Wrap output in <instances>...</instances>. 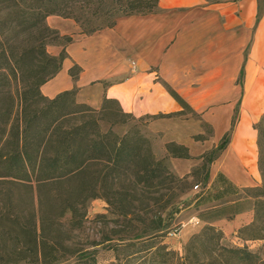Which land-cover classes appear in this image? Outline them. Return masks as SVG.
I'll return each instance as SVG.
<instances>
[{
    "label": "trees",
    "instance_id": "16d2710c",
    "mask_svg": "<svg viewBox=\"0 0 264 264\" xmlns=\"http://www.w3.org/2000/svg\"><path fill=\"white\" fill-rule=\"evenodd\" d=\"M158 3L159 0H0V94L5 91L11 78H16L17 73L23 86L19 94L20 119L8 131L5 127L7 120L0 121V183L10 182L30 188L32 196L34 193L36 198L33 201L36 211H32L29 219L13 216L19 232L25 238L22 240L18 236L10 240V249L19 256L3 258L0 264H67L70 259L67 242L60 236L51 235L56 231L59 234L62 232L58 226L66 212L71 213L74 221L78 211L82 208L85 210L88 200L102 197L109 206L116 204L124 207L134 197L132 187L140 186L148 193H156L167 181H187V176L177 177L163 160L155 158L147 139L139 132L127 131L120 136L112 130L117 122L111 119L112 116L122 117L123 122L125 118L136 119L131 113L124 112L117 100L105 98L102 107L95 110L75 102V89L64 91L53 99L43 96L40 90L42 84L61 70L64 60L69 56L66 48L73 42L72 35H61L58 30L48 26L49 16L73 19L80 26L82 34L90 35L114 27L123 16L155 12ZM52 35L54 39L49 40ZM49 44L62 49L57 55L50 54L46 50ZM29 69L34 73L27 75ZM80 72L81 68L77 64L69 69L73 80L78 78ZM243 76L242 70L240 84ZM170 93L183 109L191 110L175 91L170 90ZM40 100H46L47 106L38 107ZM71 106L77 109H70ZM237 112L217 148L211 155L203 157L199 170L203 172L204 189L195 197L197 205L239 192L222 173L216 179L220 185L218 188L210 190L207 187L210 164L214 154L228 145L236 125ZM184 114V110H181L149 118L153 120ZM103 120L110 124L106 132L100 130ZM254 128L258 132V168L262 185L242 190L247 195L232 205L209 209L204 214L208 224L195 236L212 242L213 250L215 247L221 250L225 256L223 264H228L231 258L245 264L260 259L247 246L220 245L222 233L210 224L227 213L231 214L229 219H233L248 209L247 204H252L250 209L254 211V220L241 227L236 238L242 244L264 239L257 225L260 219L264 222V114ZM201 137L197 135L195 139ZM166 149L172 157L190 158L184 146L171 142L166 144ZM163 198L165 194L155 200L158 209L148 219L143 231L127 235V238L118 237L119 240L113 244L112 238H106L111 250L118 252L121 247L135 246L133 240L143 239L146 246L143 250L150 252L153 247L150 242L163 236V213L167 212L168 215L178 212L172 198L165 199V204L159 205ZM129 210L126 207L121 215L127 217ZM125 238L131 241L124 243ZM82 257L92 258L90 253ZM86 264L98 263L92 258Z\"/></svg>",
    "mask_w": 264,
    "mask_h": 264
},
{
    "label": "crops",
    "instance_id": "0c3cea01",
    "mask_svg": "<svg viewBox=\"0 0 264 264\" xmlns=\"http://www.w3.org/2000/svg\"><path fill=\"white\" fill-rule=\"evenodd\" d=\"M47 24L72 35L73 42L61 70L41 85L43 96L53 99L75 89L78 104L99 110L105 98L114 99L136 118L180 112L170 90L199 114L225 102V108L210 114L218 139L230 129L227 123L238 101L241 121L213 158L210 174L214 179L222 173L246 188L256 184L246 166L259 175L251 123L264 108V0H159L155 12L123 16L114 27L90 35L82 34L73 19L52 15ZM53 48V55L62 49ZM74 64L81 68L76 80L69 74ZM196 126L194 120L172 116L150 120L147 131L160 134L161 158L170 156L166 144L171 142L186 147L191 158L207 147L195 139ZM190 158L182 159L187 168ZM253 218L247 211L211 225L237 233Z\"/></svg>",
    "mask_w": 264,
    "mask_h": 264
},
{
    "label": "rangeland",
    "instance_id": "374dc122",
    "mask_svg": "<svg viewBox=\"0 0 264 264\" xmlns=\"http://www.w3.org/2000/svg\"><path fill=\"white\" fill-rule=\"evenodd\" d=\"M51 39H54V35L50 36L49 40ZM53 46L57 45L49 44L46 46L48 53L53 54ZM28 71L27 75L34 73L30 72V69ZM22 88L23 86L20 81V75L17 73L16 78L13 76L9 85L5 87V91L0 94V121L2 119L7 120L5 126L7 131L12 124L20 119L19 94ZM74 100L77 103L76 94ZM237 102L238 101H235L233 103L232 112L227 123L228 129L230 128L231 118L237 110L238 114L235 126L241 121L242 107L241 103L239 105ZM226 105L225 102L220 103L214 107L208 108L205 113L203 112L200 114L195 113L188 108L182 109L185 114L179 116L183 120L191 119L196 122V135H202L198 141L199 143H202L203 146H207L203 150L198 149L194 156L190 158L192 161V166L190 168H187L188 165L182 161L183 158L172 159L173 157L171 156L161 158L160 153H162L163 150L161 147L159 149V146H157V138L160 134L156 136L147 131L150 116L137 117L136 119L125 118V122L122 121L123 118L120 116H112L111 119L117 121L112 127V130H114L116 134L122 136L127 131L139 132L140 135L147 139V143L149 144L155 158L157 160H163L165 166L177 177L181 178L187 176V181L174 183L167 181L163 185V188L156 193H148L140 186L132 187L131 191L134 193V197L125 203L124 207L116 204L109 206L107 201L102 197L88 200L85 210L82 208V210L78 211L74 221L71 213L66 212L61 218V222L58 226L62 232L59 234L53 229V233H55L51 235L60 236L67 242V251L70 253V256L67 254V256L70 257L67 264H86L90 262L92 258L95 259L98 264H223L225 256L221 253V250L216 247L215 250H213L212 242H209L204 237L195 236L208 224L204 219V214L209 209L222 208L244 199L247 194L242 190L247 188L241 184H237L235 181L224 175L239 190L238 193L225 196L220 200L204 202L200 205L196 204L195 197L202 189H204L202 182L203 172L199 170L204 161L203 157L207 153L211 155L221 140L220 138L218 139L215 137L214 129L217 128L211 120L210 114L213 111L215 112L216 110L225 108ZM45 106H47V101L40 100L38 107ZM70 109L76 110L77 108L71 106ZM7 110L8 113L6 115ZM263 114L264 108L258 116L253 118L251 123L252 128L256 132V140L258 132L254 128V125L260 120ZM140 118L142 120H138ZM109 127L110 124L107 120L100 122V130L102 132H106ZM215 156L216 153L214 154V157ZM255 167L259 175H256L248 165L246 166V170L250 169L252 175L254 174L253 180L256 182L251 188L262 185V177L258 168V147L255 156ZM239 171H241L240 167ZM210 173L211 165L209 167L207 187H209L208 189L210 190H214L215 187L218 188L220 186L216 183L219 174L213 179L211 178ZM153 191L156 190L153 189ZM162 194H165V198H163V201H161L159 205L165 204V199L172 198V203L175 205L176 209H178V212H173L168 215L167 212L163 213L165 218V227L161 232L163 233V236L150 242L153 246L151 251L146 253L143 250L146 248L145 244H143V239L133 240V242L136 243L135 246L121 247L118 252L111 250L109 247L110 242L105 239L112 238L111 243L113 244L119 240L118 237L122 236L127 238V235H133L136 232L143 231L148 223V219L152 217L158 209L157 201L155 200L161 198ZM33 196L30 192V188L26 189L20 185H16V183H0V262H3V258H16L19 256V254H16V252H13L10 249V247H12V242L10 240L18 236L21 237L22 240L25 238L23 237V234L19 232L20 230L17 227L13 216L18 215L22 219H29L32 211H36V207H34L33 204V201L36 200L34 193ZM246 206L248 209L243 212L252 211L254 214V211L250 209L252 204H247ZM126 207H129L130 212L127 217H124L121 215V212L124 211ZM10 216L12 218H10ZM230 217L231 214L227 213L221 219L229 221L235 218L229 219ZM257 225H259L260 228L259 233L264 236L263 220H258ZM190 226L193 227L190 228ZM190 229L191 232H187ZM218 229L222 233V238L219 241L220 245L227 247L247 246L252 252L257 253L260 259L246 264H264V239L260 241L255 240L252 243L249 242L247 243L248 245L242 244L236 238L238 231L237 233H234L233 231L222 230L219 227ZM2 230H6L10 233L3 232ZM7 238L9 239L7 240ZM130 241V239H126L123 242L129 243ZM138 250H141V252L137 253ZM89 253L92 258L86 259L82 257ZM228 264H245V262L239 261L236 258H231L229 259Z\"/></svg>",
    "mask_w": 264,
    "mask_h": 264
}]
</instances>
